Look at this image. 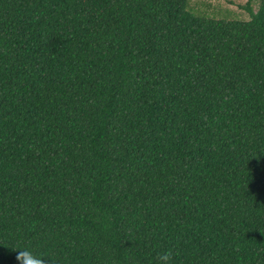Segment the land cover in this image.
<instances>
[{"label": "trees", "instance_id": "1", "mask_svg": "<svg viewBox=\"0 0 264 264\" xmlns=\"http://www.w3.org/2000/svg\"><path fill=\"white\" fill-rule=\"evenodd\" d=\"M0 0V264H264V0Z\"/></svg>", "mask_w": 264, "mask_h": 264}, {"label": "rangeland", "instance_id": "2", "mask_svg": "<svg viewBox=\"0 0 264 264\" xmlns=\"http://www.w3.org/2000/svg\"><path fill=\"white\" fill-rule=\"evenodd\" d=\"M247 0H190L189 8L194 13H206L210 17L248 20ZM251 8L256 11L259 0H251Z\"/></svg>", "mask_w": 264, "mask_h": 264}, {"label": "clouds", "instance_id": "3", "mask_svg": "<svg viewBox=\"0 0 264 264\" xmlns=\"http://www.w3.org/2000/svg\"><path fill=\"white\" fill-rule=\"evenodd\" d=\"M16 251V262L17 264H44L43 256L34 254L29 248H17ZM161 260L163 264H168L170 260V253L165 252L161 256ZM53 264H57V262L53 261Z\"/></svg>", "mask_w": 264, "mask_h": 264}]
</instances>
